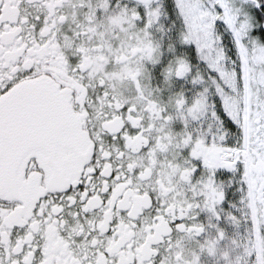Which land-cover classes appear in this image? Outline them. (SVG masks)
Segmentation results:
<instances>
[{"label":"snow or ice","instance_id":"6c2138e0","mask_svg":"<svg viewBox=\"0 0 264 264\" xmlns=\"http://www.w3.org/2000/svg\"><path fill=\"white\" fill-rule=\"evenodd\" d=\"M0 264H264V0H0Z\"/></svg>","mask_w":264,"mask_h":264}]
</instances>
